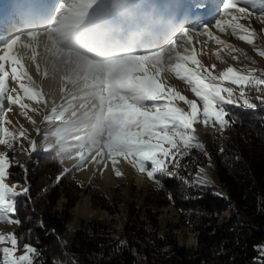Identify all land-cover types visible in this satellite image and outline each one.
Here are the masks:
<instances>
[{"label":"snow or ice","instance_id":"snow-or-ice-1","mask_svg":"<svg viewBox=\"0 0 264 264\" xmlns=\"http://www.w3.org/2000/svg\"><path fill=\"white\" fill-rule=\"evenodd\" d=\"M257 10L256 18L264 24V0H223L218 18L203 31L176 24L165 33L162 42L150 43L143 50L115 59L107 69L97 97L91 130L75 138L59 134L55 128L42 133L40 126L27 117L25 109L29 106L25 100L46 106L41 91L23 70L20 49L31 46L21 37L0 42V146L6 149L0 152V224L19 225V198H30L26 184L9 185L6 182L11 179L10 169L13 167L10 153L16 151L20 139L27 141V148L19 145L24 152H36L38 148V139L29 137L23 128L13 132L7 127L10 121L6 114L13 106L18 107L21 115L36 127L38 138L47 141L50 136L54 137L53 143H46L42 150L51 152L55 149V154L62 160L65 157L73 160L76 170L92 164L98 171H103L110 164L115 175L120 177L122 173L118 165L123 162L158 184V177L177 178L184 157L194 149L203 150L205 147L195 135V125L211 126L214 132L220 133L234 123L228 106L255 110L258 103L264 104V69H237L228 65L214 74L194 54V44L203 36L206 37L205 44L212 41L227 48L233 60L240 59L233 53H241L255 64L242 49L220 39L216 33L230 34L255 47L256 29L250 17ZM216 55L221 63H227L219 53ZM257 55L264 57V49H258ZM212 67L214 69L215 65ZM170 76L183 82L195 99L188 98L169 83ZM9 79L14 86L9 85ZM25 79L32 86H26ZM252 93L256 94L255 100ZM5 101L7 109L4 108ZM178 102L186 108L178 106ZM56 115L55 112L46 115L45 124L53 122ZM72 170L64 169L57 177V183ZM183 182L192 184L188 179ZM195 183L198 187L208 183L203 169L199 170ZM169 199H172L171 195ZM260 251V264H264V249ZM39 255L32 245L22 244L15 232H0V264H36Z\"/></svg>","mask_w":264,"mask_h":264},{"label":"trees","instance_id":"trees-1","mask_svg":"<svg viewBox=\"0 0 264 264\" xmlns=\"http://www.w3.org/2000/svg\"><path fill=\"white\" fill-rule=\"evenodd\" d=\"M228 107L234 123L220 133L211 128L204 149H194L182 160L179 177H158L160 184L154 182V190L145 198L147 204L155 206L171 203L180 222L196 231V246L180 244L171 232L160 234L157 212L150 207L145 216L152 230L146 231L140 220L142 211L133 206L123 228L124 240L111 239L109 227L92 220L74 230L65 242L68 209L75 205L82 189L74 168L57 183L67 168L54 149L33 154L23 167L13 164L11 180L30 189V198H19L17 216L21 223L15 232L22 244L28 243L40 253L36 264L259 263L257 246L264 243V107ZM208 156L213 158L215 175L225 188L220 196L215 188H198L193 183L197 166ZM184 179L192 184H185ZM33 189L44 198V218L32 206ZM88 191L98 202L94 206L113 212L94 187ZM60 196L65 198V209L58 214L51 207ZM227 210L230 213L223 217Z\"/></svg>","mask_w":264,"mask_h":264},{"label":"bare ground","instance_id":"bare-ground-1","mask_svg":"<svg viewBox=\"0 0 264 264\" xmlns=\"http://www.w3.org/2000/svg\"><path fill=\"white\" fill-rule=\"evenodd\" d=\"M182 2L185 1L134 0L123 4L111 0L102 5L100 0H0V42L21 37L31 46L27 48L28 50H36L37 47L41 52L44 45H47L48 50L54 48L50 58L54 59L51 60L54 68L50 70L52 76L47 81V87L34 75L36 69L31 68V60L29 55H25L27 50L25 48L20 49V54H23L21 55L23 70L32 78L33 84L41 91L45 101L50 98L49 92L63 94L64 98L69 97L62 108L46 114L47 116H51L53 112L57 114L56 119L48 124H45L44 117H41L39 111L33 110L36 109V104L25 100L24 103L29 106L25 109L27 117H31L36 126H40L42 133H49L54 128L60 132L69 127L70 138L86 135L92 127L93 109L106 79L107 69L115 59L138 49L143 50V47L150 43L162 42L165 33L173 25L181 24L203 31L206 25L213 24L219 16L218 0H189L186 1V6H181ZM91 13L94 14L93 19ZM175 16L178 18L175 19ZM176 20L178 22H175ZM212 31L215 32V29ZM219 37L222 38L221 35ZM197 39L199 42L195 43L196 49L201 51L200 54H205L204 50L207 48L203 36ZM228 40L235 48L243 46V43L235 41V38H225V41ZM226 50L227 48L219 47V55L228 64H232L231 56H222ZM61 58V63L55 64V61ZM260 58L262 59L251 57V60L256 62ZM216 61L221 66L224 65L219 59ZM201 64L207 67L204 63ZM237 65L234 67L240 69L241 67ZM226 66L228 65L224 68ZM55 76L60 84L58 88H56L58 83L52 81ZM23 82L26 86H32L28 85L27 81ZM169 83L175 85L188 98L195 99L193 94L186 90L183 82L174 76L169 77ZM9 85L14 86L11 82ZM69 111L71 113L69 117L61 119ZM18 113L21 115L20 111ZM21 116L23 125L27 124V128H36L28 118ZM52 139L50 136L47 141L44 140V144L51 142ZM126 165L121 162L118 169L121 170L123 167L122 170L127 171L129 165ZM200 169H203V176L209 182L212 173L210 168L204 165L198 168L195 180ZM93 172L99 171L92 164L87 165L82 171L86 177ZM100 172H103L105 179L110 178L108 168ZM87 202L88 197L84 196L76 207L77 212H81L82 208L86 209Z\"/></svg>","mask_w":264,"mask_h":264},{"label":"rangeland","instance_id":"rangeland-1","mask_svg":"<svg viewBox=\"0 0 264 264\" xmlns=\"http://www.w3.org/2000/svg\"><path fill=\"white\" fill-rule=\"evenodd\" d=\"M109 1L111 2V0H100V3L103 5ZM113 1H120L123 4H128V2H131L134 0H113ZM138 1L140 0H137V2ZM184 1L185 2H182L181 6H186L187 5L186 1L188 2L189 0H184ZM218 1H219V7H220L223 0H218ZM258 13H259V10L256 11V14L250 17L252 26L253 28L256 29L255 39H254L255 47H253L252 45H248L247 43L239 40L236 37L231 36L230 34H224V33H220V34L216 33V34L221 35L223 38V39L221 38L222 40H225V38L230 37V38H235V41L236 40L241 41V43H243V46H242L243 48L242 47H237V48L242 49L243 52L247 54V57H250V58L253 57L257 59L260 57L259 55H257V50L264 49V31H261V29L264 28V24H261V22L256 18ZM91 18L92 19L94 18L93 13H91ZM242 22L247 23V21H242ZM203 38H204L203 39L204 41L206 38L205 37ZM227 42L231 44L229 40ZM216 46L217 45L214 42L209 41L208 43H206L207 49L204 50L205 54H202V53L200 54L201 51H198V49H196V45L194 44V49H196L194 50V54L197 56V59L199 60L200 63H204L205 65H207L209 69H212L214 74H218L219 71H222L225 65H231L234 67V65L238 64L237 66H240L241 68L247 67V68L264 69V57H262V59L260 58L259 60L255 62V64H253L250 62L249 59L245 58V56L241 53H233L234 55H238L240 57L239 61L232 59L230 61L232 64L226 63L223 66H221L220 63L216 61L217 59L216 54L219 53L218 51L219 46L217 47ZM35 49L36 50L27 49L25 55H29L30 57L31 65H32L31 68L34 70L36 69V71H34V75L38 78L37 80L44 83V85L47 87V81H49L52 76V72L50 70L51 68H54V64L51 61L53 58L50 59L52 55V51H54V48L48 50L47 45H44V49L41 52L39 51V48L36 47ZM213 54L216 57L213 56ZM226 54H228V49L226 50V53L225 52L223 53L222 56L223 57L231 56L229 54L228 55ZM61 60L62 58L59 59L58 61H55L56 62L55 64H60ZM213 65H215L214 69L212 67ZM54 80L56 83H58L56 86V88H58L60 84L56 76L53 77L52 81ZM24 81H27V79H25ZM9 82L12 83L11 79H9ZM255 95L256 94H252V99L255 98ZM48 96L50 97L49 99L51 100L47 99L45 101L46 106L36 105V109H39L38 113L41 115L42 118L45 117V115L48 112L51 113L53 110L62 108L69 98V97L64 98L63 94L59 95V94H54L51 92H49ZM178 106L186 108L185 105L183 106V104L182 103L179 104V102H178ZM4 108L5 109L8 108L6 101L4 104ZM13 109L14 111H12ZM12 110L10 112H7L6 114L7 120L10 121V123L7 125L10 131L18 132L21 128H23L29 137H31L32 139H38V148L36 152H24L23 149L19 147V145L22 144L24 145L25 148H27L28 146L27 141L24 139H20L18 141L16 151L14 153H10L12 164L19 163L21 165H24L27 161L32 159L33 154L45 152L42 149L45 147L46 144H44V140L42 138H38L36 128H27V124L23 125L21 121L22 116L18 113L20 109L16 106H13ZM70 114L71 113L69 111L68 114L64 115L65 117L61 119L65 120L66 118L69 117ZM194 127H195V135L198 137L199 141L205 145V141L207 140V137L212 127L208 126L205 128L202 125H195ZM65 128L60 132L57 131V133L70 136L71 135L70 128L69 127H65ZM52 138H53L52 141L49 143H53L54 137ZM4 151H6V149L3 146H0V152H4ZM61 162L67 169L73 168V165H74L73 160H70L65 157L63 158V160L61 159ZM214 164L215 163H214L213 158L211 156H208V159L206 160V162L204 164H199L196 168L195 174L198 168L202 165L208 166L211 170V173H212L211 180L204 187L196 186L195 174L193 176V183L198 188L212 187V188H215L218 192H221L222 194H224L225 188L215 175ZM122 168L123 167H121V170L118 169L122 173V175L120 177H117L111 165H109L108 169H109L110 178L108 179H105L103 172H100V171L93 172L89 177H86L82 173L83 169H79V170L74 169V177L76 178L77 182L79 183L82 189L78 195L75 205L68 209L70 219L67 225V233L63 241L67 242L70 234L74 230H76L78 227H82L85 223H87L88 221H92V220H99L105 225H107L109 227L111 239L118 240L119 238H121L122 240H124V237L122 236L123 228H124L125 222L128 219L129 209L131 208V206H133L142 211V213L140 214V220L143 221V225L146 231L152 230V227L149 224L148 219L145 216L146 208L150 207L151 210L157 212L158 232L160 234L171 232L176 237V239L178 240L180 244L184 243L188 246H196L197 244L196 231H194L192 227L184 225L183 223L180 222L179 212L171 203L166 204V205H161V206L147 204L145 198H146L148 191L154 190L155 188L154 181L150 180L146 176V174H140L139 172L135 171L131 166L128 167L127 171L122 170ZM6 182L9 185L17 184L15 181L11 179H9ZM92 187H94L100 194L103 195L104 199L107 200L109 206H111V208L113 209V212H109L108 210L104 208L94 206L95 205L94 202L96 200L91 193L92 191H88V189L89 188L92 189ZM33 192L35 193V198L33 199V201H31L32 206L34 210L36 211V213L40 217L44 218L45 212L47 210L46 209L47 206L43 204L44 198L39 196V194L37 193V190L33 189ZM84 196L88 197V202L85 207L86 209L82 208L80 210L81 212H77L76 207L79 204L80 200L83 199ZM97 203L98 202L96 201V204ZM64 206H65V198L63 196H60L59 199L56 201V203L51 207V210L55 213L61 214L63 213L65 209ZM229 213L230 212L227 210L226 212L223 213V217L227 216ZM18 229H19V225L0 224V232L10 233V232H15ZM260 249H264V243L257 246L258 253L261 256ZM17 254L19 255L20 253H17ZM256 264H260V262L259 263L257 262Z\"/></svg>","mask_w":264,"mask_h":264}]
</instances>
